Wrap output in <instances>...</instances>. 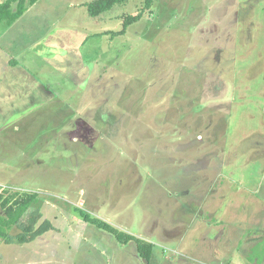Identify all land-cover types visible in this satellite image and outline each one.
<instances>
[{"label":"rangeland","instance_id":"rangeland-1","mask_svg":"<svg viewBox=\"0 0 264 264\" xmlns=\"http://www.w3.org/2000/svg\"><path fill=\"white\" fill-rule=\"evenodd\" d=\"M94 1L0 24V214L37 193L53 227L0 264H264V0H155L123 35L146 0Z\"/></svg>","mask_w":264,"mask_h":264},{"label":"trees","instance_id":"trees-1","mask_svg":"<svg viewBox=\"0 0 264 264\" xmlns=\"http://www.w3.org/2000/svg\"><path fill=\"white\" fill-rule=\"evenodd\" d=\"M39 0H5L0 2V24L4 23L7 27H11L16 23L27 11L29 6H33ZM130 0H97L87 5L88 13L92 17H100L111 11L117 5L125 4ZM155 0H146V6L137 16H128L124 21V29L117 35L126 33L128 26L133 25L142 19L144 14L152 9ZM39 200L37 193H24L22 195L14 194L6 197L1 208L3 214H0V239L5 240L8 244L18 242L20 244L31 243L37 238L43 236L53 229L49 221H44L39 224L42 216L40 212H30L34 204ZM86 221L100 229H103L112 234L116 240L123 244H134L137 248L140 257L148 263H151L155 245L146 242L142 238L124 232L109 223L103 222L91 215L83 212ZM20 227L21 233L14 238L10 235V230Z\"/></svg>","mask_w":264,"mask_h":264},{"label":"crops","instance_id":"crops-1","mask_svg":"<svg viewBox=\"0 0 264 264\" xmlns=\"http://www.w3.org/2000/svg\"><path fill=\"white\" fill-rule=\"evenodd\" d=\"M5 1V0H4ZM0 2H2V1H0ZM38 2H40V0L38 1ZM37 2V3H38ZM36 3V4H37ZM35 5V4H34ZM21 19V18H20ZM17 23V22H16ZM16 23H14L11 27H7L6 25H5V27H7V28H5L6 30L5 31H7L8 29H10V28H12ZM2 25V24H1ZM19 63L17 62V60H14V59H12V60H9L7 63H4V67H5V70L8 72L9 71V68H12L13 70H17V72H19L18 70H21V68L19 67ZM17 68V69H16ZM26 77H28V78H30L29 79V81H31V75L30 74H26V73H24V76H23V80L25 81V79H26ZM6 79L7 77L6 76H1L0 77V79ZM14 78L15 77H13V79H12V81H14ZM33 80V79H32ZM1 81V80H0ZM34 81H32V83H33ZM32 86H33V88L32 89H28V90H32L33 91V89L35 88V86L32 84ZM28 96H30V97H32L31 95H28Z\"/></svg>","mask_w":264,"mask_h":264}]
</instances>
